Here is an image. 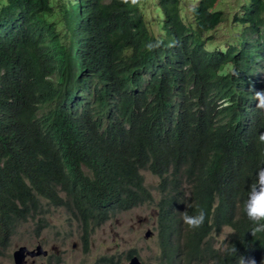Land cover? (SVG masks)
I'll list each match as a JSON object with an SVG mask.
<instances>
[{"label": "trees", "instance_id": "obj_1", "mask_svg": "<svg viewBox=\"0 0 264 264\" xmlns=\"http://www.w3.org/2000/svg\"><path fill=\"white\" fill-rule=\"evenodd\" d=\"M218 2L197 0L187 25L181 0H157L159 40L142 0H0V250L27 218L39 238L50 227L44 206L66 205L86 231L93 207L146 203L157 214L158 264L258 254L264 264V236L248 233L241 202L253 145L262 148L253 95L264 90V0L233 14L235 44L209 49L205 35L225 20ZM229 64L238 76L221 75ZM231 156L247 180L227 178ZM142 170L159 177L154 191ZM197 205L208 217L190 230L180 212ZM223 227L236 229L226 242L237 256L215 243Z\"/></svg>", "mask_w": 264, "mask_h": 264}, {"label": "rangeland", "instance_id": "obj_2", "mask_svg": "<svg viewBox=\"0 0 264 264\" xmlns=\"http://www.w3.org/2000/svg\"><path fill=\"white\" fill-rule=\"evenodd\" d=\"M157 0H142V15L151 32L160 40L166 37V30L162 28V17L159 9L155 7ZM197 0H181L183 21L187 25L193 24L190 14V8L195 6ZM247 5L248 0H219L216 9L223 11L225 20L214 31L207 33L205 37H210L209 49L214 47H225L229 44H235V35L241 33V29L232 26L233 14L241 9V5ZM242 10H240L241 13ZM143 174L146 185L152 191L157 177L144 170ZM62 197V193H59ZM46 209L45 221L50 225L42 230L39 238H34L33 226H27L26 222H20L17 225L16 233L12 236L10 244L1 251L0 264H15L13 250L18 247H26L36 251L35 245L39 243L47 251L45 256L19 255L20 264H52L50 258L60 257L59 264H97L94 260L95 252L101 254L114 252L116 249L121 252L135 250L140 261L144 264H158L160 255V246L157 236V218L156 211L148 207L135 208L122 214L121 218L109 225L106 229L95 228L90 233V244L92 254L84 253L80 248L78 240L80 232V223L69 211L66 205L60 204L44 206ZM125 215L127 217H125ZM128 219V220H127ZM131 225H129V224ZM111 228V229H110ZM152 231L151 235H144ZM227 232L223 229L220 234H216L214 240L220 243V237ZM122 252V253H123ZM125 255L121 257L120 264H127Z\"/></svg>", "mask_w": 264, "mask_h": 264}, {"label": "clouds", "instance_id": "obj_3", "mask_svg": "<svg viewBox=\"0 0 264 264\" xmlns=\"http://www.w3.org/2000/svg\"><path fill=\"white\" fill-rule=\"evenodd\" d=\"M161 43L162 42L159 40H157L155 43L149 42L145 45V49L147 51H152L153 49L159 47ZM221 75L222 76H227V75L238 76L239 73L236 72L233 65L229 64V65H227L221 69ZM253 98L255 101V108L260 110L262 113H264V90L254 91ZM257 143L259 145H261V147H262L261 153L259 155L255 146L253 145L252 152L254 153V155H253V158H252L250 165H251V168H254V170L251 174L250 181L246 182V185L249 184V186H248V190L245 193L244 198L242 197L241 202L243 203V206H242L243 214L246 217V219L250 222L248 233H250V235L253 237L260 238V237L264 236V122H263V125H262L258 135H257ZM142 171H144V170H142ZM227 172H228L227 178L230 180V182L232 184H235L237 181L247 180L245 177H239L238 176L239 168H238V166H237V164L234 161L232 156H231L230 161L228 163ZM141 175L143 176L142 173H141ZM157 180H159L158 176H157ZM184 185L189 186L185 182H184ZM86 202L88 205H90V207L92 206L91 201H86ZM88 205H85V209L83 208V210H86V206H88ZM136 207L137 208H140V207L147 208L148 206L146 203H143V204H140L139 206H134L133 208H131L129 210L121 209L120 207H113L111 214L102 213V212L98 211L95 207H93V209H94L93 217H91L89 220L86 219L87 230L85 231L84 225H83V227H81V224H80V232H79L78 240L80 241L81 250L86 254H92V251H93L94 260H95V263H97V264H120L121 263V257L123 255L126 256V252H123V251L119 252L116 249V251H114V252L104 253L102 251V253L99 254V253L95 252L94 250H92V251L89 250L92 248L91 244H90V241H91L90 240V235H91L90 232L92 230H94L95 228H100V227L102 228V230H105L106 229L105 226H107V225H109V227H111L112 223L117 222L121 218L122 214H126L128 211L135 209ZM125 217H127V216L125 215ZM207 217H208V212L205 210V208H203L199 205H197V211L195 214H189L188 210L180 212V218H181L182 223L184 225H186L187 228L190 230H196V229L202 228L205 225ZM29 219L30 218H27V220H26L27 226H33V228H35L36 227L35 220L33 221L32 219H30V220ZM36 220H37V217H36ZM129 225H131V224H129ZM224 228L227 229V232L224 233V235H222L220 237V242L224 246V249L226 251L233 253L237 256V249L235 247H229L230 243L226 242L227 237H229L230 235L236 234V229L223 227L222 230ZM151 233H152V231H150V235H151ZM171 233L174 235V237L178 236L175 231H172ZM84 234L87 237L88 244H86L84 241H82ZM34 238H36V235ZM173 240H175V238H173ZM10 241L11 240H9L7 242V244H6L7 246L5 248H7L9 246ZM216 244H219V243H216ZM37 245H39V243H37L35 245V247ZM18 248L14 249L12 251L14 260H15V251L18 250ZM28 250H33V248L32 249L28 248ZM43 250H45V249H43ZM0 251H2V250H0ZM39 255H43V254H39ZM134 255H136V254H133L132 256H134ZM261 255L262 254L254 255L251 259H248V260H245V258L242 256H237V258H238L237 264H255L256 258L261 256ZM43 256H45V255H43ZM132 256H130V258ZM55 258H50V260H53L50 263L59 264L61 259L59 262H54ZM58 258H60V257H58ZM130 258L127 259L126 261L129 262ZM14 263L20 264L19 257H18V262H14ZM178 264H180V261L178 262Z\"/></svg>", "mask_w": 264, "mask_h": 264}, {"label": "water", "instance_id": "obj_4", "mask_svg": "<svg viewBox=\"0 0 264 264\" xmlns=\"http://www.w3.org/2000/svg\"><path fill=\"white\" fill-rule=\"evenodd\" d=\"M150 235V231L145 234L146 237ZM36 251L34 250H28L26 247H19L18 250L15 251V260L18 262L19 255L24 256L25 254H28L30 256H35L39 254L46 255L47 251L42 249V246L37 245ZM127 264H144L140 261L139 257L137 255H134L130 258L129 262Z\"/></svg>", "mask_w": 264, "mask_h": 264}, {"label": "flooded vegetation", "instance_id": "obj_5", "mask_svg": "<svg viewBox=\"0 0 264 264\" xmlns=\"http://www.w3.org/2000/svg\"><path fill=\"white\" fill-rule=\"evenodd\" d=\"M134 253V252H133Z\"/></svg>", "mask_w": 264, "mask_h": 264}]
</instances>
